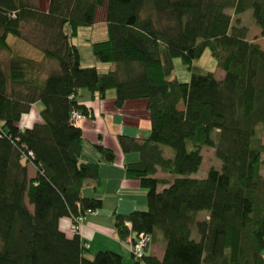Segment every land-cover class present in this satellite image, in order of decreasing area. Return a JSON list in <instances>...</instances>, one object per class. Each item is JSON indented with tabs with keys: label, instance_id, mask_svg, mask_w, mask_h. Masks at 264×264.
Masks as SVG:
<instances>
[{
	"label": "trees",
	"instance_id": "obj_1",
	"mask_svg": "<svg viewBox=\"0 0 264 264\" xmlns=\"http://www.w3.org/2000/svg\"><path fill=\"white\" fill-rule=\"evenodd\" d=\"M102 5L105 37L90 48L97 62L114 64L106 72L81 65L72 41ZM246 11L264 41V0H48L45 10L0 0V264L122 262L111 250L90 253L77 232L58 225L102 204L82 195L86 180L97 181L98 163L79 159L82 132L70 114L92 116L80 89L92 99L114 89L116 107L146 100L148 136L118 137L124 152L138 154L124 174L145 190L146 208L114 215L126 249L128 238L149 237L138 264H264V46L247 37L238 16ZM206 48L222 78L193 65ZM175 57L187 65V81L171 78ZM35 102L41 121L22 128ZM203 147L220 165L198 177ZM96 148L113 160L110 149ZM157 241L161 259L145 252Z\"/></svg>",
	"mask_w": 264,
	"mask_h": 264
},
{
	"label": "crops",
	"instance_id": "obj_2",
	"mask_svg": "<svg viewBox=\"0 0 264 264\" xmlns=\"http://www.w3.org/2000/svg\"><path fill=\"white\" fill-rule=\"evenodd\" d=\"M47 4L48 0H46L45 6H41L38 2V6L42 10L46 9ZM101 24L106 28L103 18ZM101 36L102 38L97 40H102L105 37V31ZM77 38L78 34L72 38V41L79 51L81 42ZM84 40H87L88 45L86 47L91 50L90 44L94 40L89 38ZM11 42V44H16L13 41ZM17 49L23 55L36 59L41 58V53L26 43L20 44V48ZM80 63L81 65H94L100 72H106L114 68V64L111 63L109 65L98 63L93 55L88 61L83 60L80 55ZM46 66L55 68L56 63L50 60L46 62ZM78 92V102L84 104L90 110V115H92L91 117L82 118L76 124L82 132L79 159L82 162L98 163V179L97 181L86 180L82 188V195L99 198L102 201L101 207L95 213L87 214L78 230V235L82 242L88 244L90 253H95L99 250H111L122 255L121 264H138L126 249L125 242L121 241L116 233L114 215L116 213L126 214L132 210L146 208L145 190L138 185L136 180L127 178L124 174V164L136 161L138 154L133 151L124 152L118 138L119 135H126L132 139L142 141L148 136L150 122L146 109V100H126L120 107H116L114 104V89H108L104 98L101 99L90 98L89 93L85 89H80ZM40 108L39 102L33 103L29 112L22 116V124L31 125L34 122H40ZM97 144L113 152L114 158L112 161L108 162L102 158L101 153L96 148ZM34 173V166L29 165L28 175L32 177ZM155 176L166 177L168 175L159 171ZM161 188L163 186L159 185L158 189L160 190ZM70 224V217L68 216L61 217L58 222L59 228L68 234H71ZM145 252L161 259L164 245L160 241L150 242Z\"/></svg>",
	"mask_w": 264,
	"mask_h": 264
},
{
	"label": "rangeland",
	"instance_id": "obj_3",
	"mask_svg": "<svg viewBox=\"0 0 264 264\" xmlns=\"http://www.w3.org/2000/svg\"><path fill=\"white\" fill-rule=\"evenodd\" d=\"M29 1L33 2L36 5H38V2H39L41 6H45L46 4V0H29ZM104 11H105L104 5L99 6L95 13V22L93 24L94 26L92 25V26H87V27H81L78 32L77 40L81 42V47H80L79 52L83 60L88 61L92 57L91 50H89V48L86 47V45H88V42L87 40H84V39L85 38H89L91 40L100 39L102 38L101 36L102 33L106 31V28L104 27V25L101 24V20L104 17ZM227 11L231 12V10H227ZM238 16L240 18L241 24L245 25L248 28L247 37L257 42L261 47H263L264 46L263 38L260 36L259 29L256 28V26L254 25L252 18L250 16V12L246 11V12L239 14ZM82 33H84V35H82ZM16 47L20 48V44H17ZM0 59L2 60L4 59L3 53H1ZM98 63H101L102 65H109V63L107 62H98ZM173 65H174V69L171 74V78H176L179 81H187L190 76V73H189L190 71L187 68V65L183 64L180 58L178 57L174 58ZM193 65L203 70H206V71L214 72L215 70V74L218 78H222L223 76V71L217 68L216 61L211 55V52L208 48L204 50L200 58L193 61ZM102 70H106V69H102ZM262 141L264 142V137L262 138ZM165 149L167 152V153L165 152V155L170 156L172 151L168 147H165ZM201 154H202L203 161L200 164V167L197 172L198 174L196 175L198 177L205 176L209 167L215 166L219 168V165H220L219 160L214 156V152L212 148L203 147ZM261 173L264 176V168L261 170ZM161 176H163V174H161ZM166 177L169 178V176H166ZM199 217L197 216V218ZM263 254H264V251H263Z\"/></svg>",
	"mask_w": 264,
	"mask_h": 264
},
{
	"label": "built area",
	"instance_id": "obj_4",
	"mask_svg": "<svg viewBox=\"0 0 264 264\" xmlns=\"http://www.w3.org/2000/svg\"><path fill=\"white\" fill-rule=\"evenodd\" d=\"M82 118H84V115L81 114L78 110H72L70 114V121L72 124H77ZM22 128L26 126V124L21 125ZM96 211L93 210H87L86 213H95ZM85 216H77L72 219V222L70 224V232L76 233L80 229L82 222L84 220ZM126 224L129 226V223L126 222ZM149 237L144 232L138 233L137 239L134 242H131V239H127L128 246L127 249L132 254L133 258L136 260H140L142 258V248H144L148 243Z\"/></svg>",
	"mask_w": 264,
	"mask_h": 264
}]
</instances>
